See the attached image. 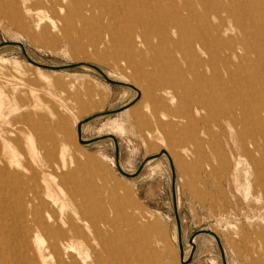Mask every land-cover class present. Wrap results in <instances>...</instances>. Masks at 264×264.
Instances as JSON below:
<instances>
[{"label": "rangeland", "instance_id": "1", "mask_svg": "<svg viewBox=\"0 0 264 264\" xmlns=\"http://www.w3.org/2000/svg\"><path fill=\"white\" fill-rule=\"evenodd\" d=\"M175 6L176 14L180 7L183 14L172 30L165 27L173 23ZM12 41L23 43L42 64L93 63L114 80L130 81L141 94L138 98L135 89L112 84L84 64L38 67L20 45L7 44ZM165 79L178 84L181 100L162 94L156 114L152 101ZM193 85L203 89L207 108L201 111L189 107ZM121 107L83 124L82 136L114 135L120 167L133 173L144 165L135 177L119 170L113 138L79 141L80 121ZM172 110L179 116L173 118ZM238 130L245 132L252 161L241 153ZM0 135L1 147L9 143V155L18 139L22 166L11 168L24 175L0 176V264H24L7 243L22 242V198L32 187L28 177L36 173L44 183L46 173L54 186L59 174L70 171L87 181L90 209L103 215L100 241L93 245L104 263L94 264H117L118 256L133 255L135 264H185L170 160L162 154L145 163L162 149L175 167L188 257L190 237L210 229L228 264H264V0H162L153 7L143 0H0ZM30 140L48 165L45 172L31 158ZM1 154L9 164L3 149ZM187 264H224L217 239L197 235Z\"/></svg>", "mask_w": 264, "mask_h": 264}, {"label": "bare ground", "instance_id": "2", "mask_svg": "<svg viewBox=\"0 0 264 264\" xmlns=\"http://www.w3.org/2000/svg\"><path fill=\"white\" fill-rule=\"evenodd\" d=\"M45 1H52V0H45ZM143 1L149 4L151 7H153L155 3H158L159 1L162 0H143ZM180 8L181 9L179 11L182 15L183 8L182 7ZM176 12L177 11L175 6L173 8V13L171 15L173 23L166 24L165 28L172 30L173 29L177 30L179 28L180 21H178V19L181 17V15L176 14ZM210 26L212 27V25ZM142 42L148 44L149 42L148 36L143 35ZM197 43L201 49L205 48L203 46L202 40L198 41ZM146 58L147 57H145V59ZM145 64L150 65V60H146ZM103 72L105 73L104 70ZM121 82L132 84L128 80H124V81L121 80ZM133 86L134 87L131 88L135 89V91L138 93L137 97L140 96L141 90L135 85ZM191 87H192L191 93L193 99L189 106L190 109L191 107H194L195 109L201 111L202 109L207 108V103L203 100L202 87L198 85H193ZM141 88L143 90H146V87L144 86H141ZM156 88L160 93L158 97H154L152 101V105L155 108L156 114H158V108H157L159 107L158 104L160 102H163L162 101L163 97L161 96L162 94L164 93L168 94L173 101L175 99L181 100L180 87L174 80L165 79L163 82L157 84ZM170 115L173 116V118L179 116L178 113H176L173 110L170 113ZM155 117L157 116L155 115ZM157 120L159 121V118ZM234 122L235 121L233 120L232 123L234 124ZM82 134L83 132L81 133V138H83ZM245 136L246 135L244 131L238 130L234 133V137L236 138V141L241 145L240 147L241 153L252 161L254 160V158L252 156L251 151H249L246 147L247 137ZM28 139L30 138L28 137ZM85 140H89V139H85ZM17 141L18 139L14 140V143L17 145L13 143L10 144L11 145L10 153H12V155H9L10 148H7V146L9 145L8 141L4 142L5 145L4 148L1 147L0 144V161L4 160L3 164H0V176H3L5 174L6 175L14 174L13 176L15 178L24 179V175L22 172H20L18 169L13 170L11 168L12 164L14 163H16L18 166H22L19 160V154L21 153V150L18 146L19 143ZM29 144L31 149L30 154L32 160L36 164L38 170H40L41 172H45L46 166L48 165L41 158H39L37 151H35V145L32 140L29 141ZM251 144L255 149L257 148L256 143L252 142ZM231 148L233 150H236L234 145ZM2 149L8 155L9 164H7L6 160L3 159V157H1ZM215 151L216 153H218V149ZM166 152H167L166 156L170 160V164H173L171 159L172 157L169 151L166 150ZM150 160L152 159H149L148 161ZM25 166L29 168L30 164L25 163ZM64 167H66V163L60 166V168H64ZM44 175L45 176L43 181L45 184L39 179H37L36 173L28 177V180H30L32 187L26 190L22 198L24 199L23 203L25 204L20 215L21 219L24 221L20 234L21 237L20 240L22 242L18 246H16L15 244L7 243V246L10 249V251L13 253L15 260H17L18 263H24V264H94L92 261H98V263H104L102 259L100 260L97 258L98 253L96 252V249L93 245L94 241H97V243H99L100 241L99 240V233L101 229L100 224L101 221L103 222V215H99V216L95 215V213H93L92 210L90 209L92 203H91L90 195L86 194V189L88 186L87 181L84 179H79L74 172L70 171L68 173L59 174L57 176L58 181L57 182L55 181V185L52 186L50 184L51 183L50 180L46 177V175L48 174L45 173ZM2 182L3 181L0 180V184H2ZM75 184H77V186H75ZM15 228L16 227H14V230ZM195 245H196V237H195ZM127 250L123 252L129 253L130 251ZM92 253H94V255L96 256L95 260L93 258ZM112 254H116V253L112 252ZM91 258H93V260H91ZM118 258H120V260L117 262V264H135L134 255L132 257L127 256L126 258H122V259L120 256H118ZM181 258L184 260L188 258V253L184 251V248H183V252H181ZM121 260L124 261H122L121 263L120 262Z\"/></svg>", "mask_w": 264, "mask_h": 264}, {"label": "water", "instance_id": "3", "mask_svg": "<svg viewBox=\"0 0 264 264\" xmlns=\"http://www.w3.org/2000/svg\"><path fill=\"white\" fill-rule=\"evenodd\" d=\"M7 44H17V45H20L21 48L23 49V52L24 54L27 56V58L34 64L40 66V67H45V68H50V69H57V70H61V69H69V68H73V67H76L78 66L79 64H84L88 67H91L95 70H97L108 82L112 83V84H116V85H123V86H128V87H134L132 84H129V83H124V82H121V81H117V80H114V79H111L109 78L104 72L103 70H101V68L93 63H88V62H81V63H77V64H65V65H48V64H42V63H39L37 61H34L27 53V50L24 46L23 43L21 42H15V41H12V42H7ZM139 98V96H138ZM137 98V99H138ZM123 110V107L121 108H118V109H113V110H107V111H103V112H98V113H94L92 115H89L88 117H86L85 119H83L82 121L79 122L78 124V133H79V136H80V143H83V144H87V143H92V142H95V141H98L100 139H103V138H106V137H111L114 139L115 141V144H116V155H117V161H118V166H119V170L121 171V173L129 176V177H135L137 176L141 170L143 169V166H140L139 169L133 173H129V172H126L124 171L123 169L120 168V165H119V143L117 141V138L112 135V134H108V135H103V136H99V137H95V138H92V139H89V140H85L83 138H81V133H82V126L83 124L95 119V118H98L100 116H104V115H111V114H114V113H117L118 111H121ZM166 150H161L158 154H155V155H152L150 157H148L146 160H145V163L149 160V159H153V158H156L162 154H166ZM171 168H172V171H173V200H174V207H175V215H176V219H177V224H178V229H179V235H180V247H181V252H183V244L181 242V223H180V218H179V212H178V206H177V195H176V173H175V167L173 166V164H171ZM199 234H210V235H213L215 236V238L217 239V242L219 244V247L221 249V252H222V256H223V262L224 264H228L227 263V259H226V255H225V251L223 249V245L221 243V240L220 238L215 234V232H213L212 230L210 229H201L199 231H197L196 233H194L191 237H190V243L192 244L193 248H192V251L190 253V256L184 260V259H181L182 263H189L191 261V259L193 258V255H194V252H195V237Z\"/></svg>", "mask_w": 264, "mask_h": 264}]
</instances>
